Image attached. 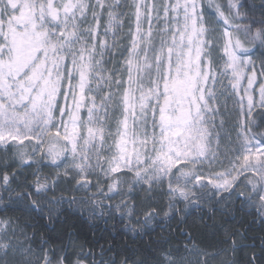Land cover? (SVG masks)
Here are the masks:
<instances>
[{
	"label": "snow or ice",
	"instance_id": "snow-or-ice-1",
	"mask_svg": "<svg viewBox=\"0 0 264 264\" xmlns=\"http://www.w3.org/2000/svg\"><path fill=\"white\" fill-rule=\"evenodd\" d=\"M0 264H264V0H0Z\"/></svg>",
	"mask_w": 264,
	"mask_h": 264
},
{
	"label": "trees",
	"instance_id": "trees-1",
	"mask_svg": "<svg viewBox=\"0 0 264 264\" xmlns=\"http://www.w3.org/2000/svg\"><path fill=\"white\" fill-rule=\"evenodd\" d=\"M257 54H259V52H257ZM238 219H239V215H238ZM246 219H251V217L250 216L246 217ZM66 223L69 225L75 224L82 234L81 235L82 239L84 238V234H87L88 238L90 239H98L100 245L107 246V244L114 242V240L115 242H119L121 244L124 242H127L129 244L132 243L130 239V234L117 232L113 228V223H114L113 221H109L107 226L104 225L103 221H100L99 226H96L94 224L84 222L78 215H73L69 213V218L66 221ZM159 231L160 230L157 229V232ZM257 231H258V226H257ZM45 232H46L45 229H41V234H44ZM153 235H155V233ZM144 239L145 241H147L148 238L145 237ZM176 240L179 242H183L182 237H177Z\"/></svg>",
	"mask_w": 264,
	"mask_h": 264
},
{
	"label": "rangeland",
	"instance_id": "rangeland-1",
	"mask_svg": "<svg viewBox=\"0 0 264 264\" xmlns=\"http://www.w3.org/2000/svg\"><path fill=\"white\" fill-rule=\"evenodd\" d=\"M257 55H259V54H257ZM93 179H94V177H93Z\"/></svg>",
	"mask_w": 264,
	"mask_h": 264
}]
</instances>
